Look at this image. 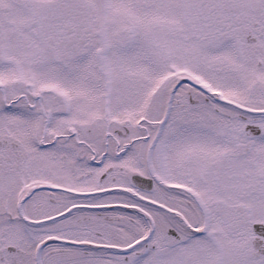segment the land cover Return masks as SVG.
Returning <instances> with one entry per match:
<instances>
[{
    "label": "snow or ice",
    "instance_id": "obj_1",
    "mask_svg": "<svg viewBox=\"0 0 264 264\" xmlns=\"http://www.w3.org/2000/svg\"><path fill=\"white\" fill-rule=\"evenodd\" d=\"M0 264H264V0H0Z\"/></svg>",
    "mask_w": 264,
    "mask_h": 264
}]
</instances>
